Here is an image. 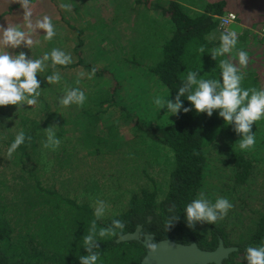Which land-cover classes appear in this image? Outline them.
Returning a JSON list of instances; mask_svg holds the SVG:
<instances>
[{"label": "trees", "instance_id": "obj_1", "mask_svg": "<svg viewBox=\"0 0 264 264\" xmlns=\"http://www.w3.org/2000/svg\"><path fill=\"white\" fill-rule=\"evenodd\" d=\"M146 4L147 7L142 0H108L105 4L96 3L100 28L95 30L97 33L94 39L98 47L95 48L94 40L86 35L88 31L82 29V26L76 30L65 19L56 0H33V24L37 17L49 15L54 23L65 21L73 30L79 31L77 39L71 42V45L77 43L73 46L75 63L57 67L72 70L81 68L84 74H91L93 69L95 72L87 80L85 76L80 77L81 72L67 80L70 87L81 88L87 99L83 106H69V112L74 116L71 122L75 125L72 135L77 138H71L69 132L58 136L61 143L56 152L49 154L50 158L52 156L51 172L43 174L40 164L46 157L44 143L53 146L46 133L52 124H40L37 119L27 117L22 108L17 110L13 106L12 110L10 106L6 109L0 107V154L7 155L8 146L21 129L26 135V145H22L11 157L12 164L19 168L18 175L10 173V167L3 169L0 161V264H80L79 257L89 255L83 247V237L89 233L93 220L97 233L101 228H112L113 220L121 221L124 228L116 229L119 236L103 239L97 236L96 243L99 247H94L92 251L99 252L100 255H119L132 264H142L146 256L145 247L138 241L117 243V240L135 233L138 227H142V240L145 235L150 234L154 235L155 241L196 244L203 251H215L223 241L226 247L237 249L224 264H247L246 248L264 244V153L257 154L262 148L261 143L256 141L252 149L240 150V137L231 125L225 126L215 110L208 117L203 113L197 114L193 109L178 117L173 116L169 123L146 124L145 129H140L138 123H145L142 111L139 106L124 105L118 91L121 72L116 68L123 65H115L111 56L105 52L109 45L121 43L124 38L120 35V27L108 26L110 17L116 18L118 8L124 7L132 13H138L141 5L148 11H159L160 17H163L161 21L158 15L147 16L150 12L143 15L150 19V23H142L147 29L138 30V42L133 46L132 59L129 60L132 67L126 69L130 75L137 76L140 70L134 72L136 69L133 67H143L144 71H140L142 75L145 72L161 81L167 87L171 99L174 98L180 86L181 74H186V69H198L200 76L218 79L221 59H228L239 66L232 53L213 57L212 49L220 45V40L213 38V35L222 34L219 31L220 18L227 13L236 14L239 24L245 27L263 28L264 0H154L151 3L147 1ZM111 6L112 9L108 10ZM23 11L19 0H0V23L4 19L18 17L25 24ZM105 13H110L111 16ZM146 30L150 34L144 33ZM167 33L171 34L170 38H167ZM38 35L40 36L34 35L33 39L42 40V31L38 30ZM123 41H127L126 38ZM238 44L247 51L249 57L246 68L242 69L245 73L243 86L264 88V43L250 30H245L239 36ZM201 47L205 49L204 52H199ZM21 49L25 53L33 51V58H37L50 53L53 48L46 50L42 45L31 50L21 45L13 51ZM153 50L156 52L153 53ZM157 52L159 59L155 63H141L151 56L153 59ZM260 56L263 61L259 59ZM112 78L118 80L115 85L117 89L109 92L107 88ZM77 79L80 80L79 84L76 83ZM100 80H103L102 84L98 82ZM61 84H58L62 88L58 93L64 92V84ZM102 92L107 96L103 97ZM63 95L57 98H63ZM40 98L41 102L43 97ZM137 98H142V95L138 94ZM104 105L114 109L121 107L125 112L124 119L133 123V116H137L134 125L137 130H141V137L135 136L132 140L101 138L98 129L105 131L103 123L111 124L109 127L112 128V136L116 133L115 124L107 120L109 117H105L111 113L110 109L102 111ZM185 106H190L186 100ZM9 121L18 126L15 134L4 126V122ZM94 124L99 125L98 129H93ZM256 124L260 125L256 127L259 132L264 121ZM28 137H31L30 143ZM143 142L150 143L152 150H156V147L164 149L174 159L170 163L171 170L165 180L167 189L163 193L153 177L154 153L150 154L148 150L142 149ZM79 144L82 145L85 156L92 161H99L97 165L103 163L99 165L100 168L92 167L93 171L96 168L102 169L107 181L114 185L133 186L129 189L130 193H123L127 201L125 209L111 219L96 218L89 204H80L76 199L64 197L55 190V185L46 187L49 181L62 179L65 174L78 176L82 180H87L85 177L92 179L90 174L81 175L79 172L81 168L88 166L89 159L78 158L75 160L77 165L73 161L76 156L69 148H77ZM223 147H228L226 153H220ZM116 157H120L122 161ZM109 158L116 159L107 164L106 159ZM31 159L33 164L28 169ZM222 169L231 175L229 178L226 174L229 182H224ZM44 177L47 179L44 180ZM258 180L261 181L259 188L256 185ZM233 185H236L235 188L248 190L247 200L258 193V208L254 210L246 200L238 214L232 208L221 218L217 211L216 223L196 221L192 228L187 226L183 209L188 203L200 198L202 194L210 204L220 197L231 203ZM243 216L246 221H243ZM169 219H173V223L166 229L165 223ZM78 248H81L80 251Z\"/></svg>", "mask_w": 264, "mask_h": 264}, {"label": "clouds", "instance_id": "obj_2", "mask_svg": "<svg viewBox=\"0 0 264 264\" xmlns=\"http://www.w3.org/2000/svg\"><path fill=\"white\" fill-rule=\"evenodd\" d=\"M33 0H19L20 7L24 10L25 24L23 27L16 23L7 24V27L0 25V107L15 106L17 110L27 106H36L40 102L42 95L41 80L37 79L38 74L44 73L49 68L52 73L44 77L47 83L59 84L62 76L57 66H64L72 63L70 54L63 50L53 48L50 53H44L37 58L29 57L24 51L14 52L21 45L30 48H38L39 39H33L38 35V30L42 31L43 39L51 41L57 35V28L53 19L49 15L37 17L35 24L32 23ZM66 11H70L69 5H61ZM231 20H235V14L231 15ZM241 25V24H240ZM243 26V25H242ZM26 29V30H25ZM220 45L212 49L213 57H221L224 54L232 53L238 60V65L228 59L220 60L219 78H205L198 74V69H186V74L180 77V86L176 90L174 98L169 95L155 96L153 103L159 113L164 110V115L178 117L181 113H189L193 109L197 114H206L208 117L213 115L214 110L223 119L225 126L231 125L235 133L240 137L238 147L240 150H250L256 144V135L253 132V125L264 121V88L244 87L243 81L249 57L247 51L238 49L239 35L237 31L231 30L222 33L219 37ZM201 47L199 52H204ZM50 61V63H49ZM93 72L89 74V79ZM85 74L80 73V77ZM77 84L80 80L77 79ZM87 97L85 92L79 87H69L65 89L59 105L69 107L73 104L83 106ZM185 100L190 106H185ZM54 127L47 129V136L54 146H59L61 141L53 131ZM219 131V130H218ZM28 143L31 137H28ZM25 131L21 129L11 144L7 148V156L11 158L14 153L22 146L26 145ZM45 148L49 145L44 143ZM54 150V148H53ZM234 205L226 198H217L215 203L203 196L193 199L188 203L183 211L186 214L187 226L192 228L194 222L202 221L209 224L217 222V211L221 218L227 215ZM103 214L102 209H96L94 216L100 218ZM173 219L165 223V228L171 226ZM112 228H101L96 231L95 220L92 221L89 233L83 237V247L89 253L80 256V264H103V259L99 252H93V248H98L96 243L99 238H110L119 236L116 229H123L124 225L119 220L112 221ZM247 264H264V244L259 246H248L246 248Z\"/></svg>", "mask_w": 264, "mask_h": 264}, {"label": "rangeland", "instance_id": "obj_3", "mask_svg": "<svg viewBox=\"0 0 264 264\" xmlns=\"http://www.w3.org/2000/svg\"><path fill=\"white\" fill-rule=\"evenodd\" d=\"M142 1L145 3L147 7L146 2L149 1V3H151L154 0H142ZM98 2L105 4L108 2V0H56V3L61 8L65 19H68L70 21V24L76 30L78 27L82 26L83 27L82 29H85L86 31H88L86 35L91 36V39L94 40L95 48H98L96 46L97 41L94 39V36L96 37V33H97L95 32V30L96 28L97 29L100 28V22L98 19L99 9L96 6V3ZM65 4L69 5V7L71 8L70 11H66L64 8L61 7V5H65ZM110 9H112V6L109 7L108 10ZM152 11H155V12H152ZM152 11H148L146 8L142 7L141 5L137 11L138 13L136 12L132 13L129 11V9H124V7L118 8V12L115 13L117 14L116 18L113 19L112 17H110L111 21L108 22L109 23L108 26L117 25L118 27H120L122 29L120 32V35H123V37L126 38L127 41H123L124 38H122L121 43H116L113 45L111 44L108 46V50L105 51L108 55L111 56L115 65L117 66L123 65L122 67L116 68L117 70L120 69L119 72H121L118 91L119 93H121V96H122L121 98L122 100H124V102L122 103H124V105L131 104V106H139L140 110L142 111L144 115L142 120H145L144 121L145 123L143 124L138 123V125L141 126L140 129L142 130L147 127L146 124H156V125L166 124V123H169L170 120L173 118V117H169L170 120H168L167 116L164 115V110H161V112L159 113L156 106L153 104V98L155 96L159 95V96L166 97L167 95H169V93L166 90L167 87L165 88V86L161 83V81H158L156 78H153L150 75L145 74V72H143V75H142L140 71H144L143 67L141 68L138 66L133 67L136 69L134 70V72H138L137 70H140L137 73V76L130 75V73L126 69V68L132 67V65L129 63V60L132 59L133 46L137 44L138 42V39H136L138 30H140V28L141 30L147 29V27H145V25L142 23H147V24L150 23V19L146 18L143 15L146 12H150L147 14V16L158 15L160 21L163 19L162 16L160 17L159 11L157 10H152ZM108 14L111 16L110 13H107L106 15ZM114 15L112 14V16ZM11 23L19 24L21 25V27L24 26L23 21L18 17L4 19L3 23H0V25L7 27V24H11ZM54 24L56 25V28H57L56 37H54L51 41H47L42 38V40H40L39 47L43 45V48L46 50H49L52 48L61 49L65 53L71 55L72 57L71 64H74L75 54H74L73 46L77 43H74L71 45V42L73 43V40L77 39L76 34L79 31L76 32V30H73L70 25H67L65 23V21L62 23H54ZM242 32H245V30H242ZM144 33L150 34V31L146 30ZM170 35L171 34L167 33V38H170ZM67 45L69 46V48H65ZM237 47L242 48L239 44L237 45ZM122 49H126L127 51H122ZM23 50L24 49H21L17 52H20ZM32 52L33 51H30V52H27L26 54H28L29 57L34 56ZM118 52H121V53L118 54ZM155 52L156 50H153V53ZM159 53L161 54V52ZM148 59L149 58L144 59L143 62L141 63H144V64H147L149 62L155 63L159 59L158 52L154 55L153 59H152V56L149 60ZM259 59L263 61L262 56H260ZM105 60L106 58L104 59V61ZM50 70L52 69L49 68L44 73H41L40 75L38 74L37 76V79L42 81L41 83V88L43 89L42 95H41V97H43L42 101L33 107L25 105L22 109L25 110L24 113L26 114L27 117H30L32 119H37L39 122H41L40 124L51 123L52 127H54L53 131L56 133L57 137L59 135L69 132L71 134V138L75 140V138L77 137L72 135L75 125H74V122H71L73 121L74 116L72 112H69L70 110L69 107H63L59 105V99L57 97L61 94H64V92L58 93L59 91L62 90V88L60 87L62 85L61 83L64 84V91H65V89L70 87V85L67 84L68 83L67 80H70V78H72L73 75H75L76 73H79V72L83 73L82 69L79 68V69L72 70V69H64V68L59 67L58 70L60 71V74L62 76L60 86L58 84L49 85L47 83L44 77L52 73ZM88 75H89L88 73L84 75L85 80L89 78ZM98 82L102 84L103 80H100ZM117 82L118 80L112 78L107 90L109 92H113L114 90H116L117 88H115V85H117ZM138 94H141L142 98H137ZM102 96L106 97L107 95L102 92ZM148 98H151L152 100ZM60 99L62 98L60 97ZM91 106H94V104H92ZM7 107L8 106H5L4 109H6ZM10 107H12L13 108L12 110H14L13 106L10 105ZM106 109L107 110L110 109L109 111L111 113L109 115H105V117H109L107 118V120H110L111 123L115 124V128H116L115 132L117 134L115 133L113 136L111 135L110 131L112 130V128L109 127V125L111 124L103 123L102 127L105 129V131H100L98 129L99 125H96L97 124L96 123L92 127L93 129L94 128L98 129L101 138L110 139L111 137H119L124 140H130V139L132 140L133 138L135 139V136L141 137L142 135L141 130L140 129L137 130L134 125L136 123V120L138 119L137 116L135 115L133 116L134 117V120H133L134 123H133L131 122V120L124 119L123 116L125 112L121 109V107H116V109H114V107L112 106L104 105L102 108V111H105ZM4 123H5L4 126H6V128H8L13 134H15L16 130L18 129V126L15 125L12 121H9L8 123L7 122H4ZM259 126L260 125H257V124L253 125V132H255L256 141H258L262 145L261 150L257 152V154L264 153V124L261 125V127L259 128V132H258L256 130V127H259ZM60 130L62 131L59 132ZM52 145H53L52 147L50 146L48 148L44 147L43 149L44 154L46 155L43 162L40 164V166L43 167V174L47 172H51L50 168L52 166V163H51L52 156L50 158L49 154L56 152V149L58 147V146H54L53 143ZM81 146L82 145L79 144L77 148L75 147L69 148L71 151L74 152L75 155L74 154L73 155L76 156V158L73 159L74 163H75V160H77L78 158L85 157V159H89L87 155L85 156V153L83 152V149L81 148ZM142 146H141L142 149L148 150L150 154L154 153L153 156H155V161L152 163L153 177L155 178L156 181H158L160 192L163 193L167 189V184L165 180L168 178V173L171 170V164L174 162V159L172 156H170L169 153L165 152L164 149L160 150L156 146H155L156 150L150 149L152 147L150 143L144 144L143 142ZM227 148L223 147L220 153H226ZM156 151H157V154H156ZM215 154H217L216 151H215ZM116 158L119 161H122L120 157H116ZM116 158L106 159V162H108L107 164H109L111 160H115ZM0 161H1V165L3 169H7L8 167H10V173H12L13 175L14 174L18 175L19 168L12 164L11 158H9L7 155L0 154ZM98 162L99 161H92L91 159H89L87 161L88 166L85 168H81L79 170L81 175L82 173L90 174L89 176L92 179L85 177V176H88L87 174H85L84 176L87 180H82L78 176H70V175L65 174L62 179H57L55 182L49 181L46 187L55 185L54 187L55 190L58 191L60 194H62L64 197L70 198V199H76L77 202L80 204H83V203L89 204L90 207L94 211L96 209H102L103 214L100 217L103 219H111L112 217L118 215L122 210L125 209L127 201L124 199L123 193L128 192V191L130 193L131 190L129 189L133 186L114 185L111 182L107 181L108 178H106L105 173L104 171H102V169L100 170L96 168L94 171L92 170V167L94 166L99 167V165L103 164L102 163V164L97 165ZM32 164H33V160L31 159L29 160V163H28V169L31 168ZM75 165L77 164L75 163ZM260 168L261 167L258 166V169L261 172ZM261 173L263 175V172ZM223 174H224L223 176L224 182L227 180L229 182L230 181L229 178H231V175L228 173H225V171L222 169V175ZM226 174H228L229 178ZM39 175H42V173L39 172ZM94 175H98V176L93 177ZM101 176H103L104 178H102ZM46 179L47 178L44 177V180ZM260 182H261L260 180L257 181L256 185L258 188H259ZM235 187L236 185H233V189L231 188L232 198H233V201L231 203L234 205L233 207L234 213L238 214V212L242 211L241 206L244 205V203L247 200L248 190L239 188V187L235 188ZM12 192H14V190ZM247 202L250 207L256 210L259 206L258 193H256L253 196H250ZM247 210L249 211V209ZM243 221H246V217H244ZM73 234H75V232ZM61 235L63 236V234ZM80 249L81 248H78L79 251ZM101 257L103 259V264H132L128 261H125L119 255L103 254L101 255Z\"/></svg>", "mask_w": 264, "mask_h": 264}, {"label": "water", "instance_id": "obj_4", "mask_svg": "<svg viewBox=\"0 0 264 264\" xmlns=\"http://www.w3.org/2000/svg\"><path fill=\"white\" fill-rule=\"evenodd\" d=\"M142 227L135 233L127 234L117 243L138 241L146 249L142 264H224L237 249L226 247L223 241L215 251H203L196 244H179L170 240L155 241L154 235L147 234L142 240Z\"/></svg>", "mask_w": 264, "mask_h": 264}, {"label": "built area", "instance_id": "obj_5", "mask_svg": "<svg viewBox=\"0 0 264 264\" xmlns=\"http://www.w3.org/2000/svg\"><path fill=\"white\" fill-rule=\"evenodd\" d=\"M232 14L234 13H227L226 15L220 18L219 31H221L222 33L226 31H231L233 25H239V17L236 14L235 20L230 19ZM243 27L245 28V30H250V32H252L258 40H261L264 43V27L258 29L249 28L245 26Z\"/></svg>", "mask_w": 264, "mask_h": 264}, {"label": "crops", "instance_id": "obj_6", "mask_svg": "<svg viewBox=\"0 0 264 264\" xmlns=\"http://www.w3.org/2000/svg\"><path fill=\"white\" fill-rule=\"evenodd\" d=\"M231 30H235V31H237V33H238V35L239 36H241L243 33H245V32H242V30H245V28L242 26V25H233V27H232V29ZM222 33V32H221ZM220 33H217V34H214L213 35V38H215V39H219V37H220ZM245 35V34H244ZM243 35V36H244ZM218 41V40H217ZM248 44H250V42H248ZM238 48V47H237ZM238 49H240V48H238Z\"/></svg>", "mask_w": 264, "mask_h": 264}]
</instances>
